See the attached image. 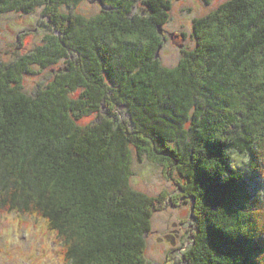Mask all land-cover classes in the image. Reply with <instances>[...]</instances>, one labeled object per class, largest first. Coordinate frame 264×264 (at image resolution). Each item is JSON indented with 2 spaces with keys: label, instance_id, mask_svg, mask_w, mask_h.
Instances as JSON below:
<instances>
[{
  "label": "trees",
  "instance_id": "1",
  "mask_svg": "<svg viewBox=\"0 0 264 264\" xmlns=\"http://www.w3.org/2000/svg\"><path fill=\"white\" fill-rule=\"evenodd\" d=\"M82 1L0 0V17L40 9L51 24L41 46L0 64V214L40 221L60 264H153V214L181 200L195 227L182 261L264 264V199L250 189L264 178V0H224L194 19L195 46L174 67L161 64L159 30L176 0H101L91 17ZM60 62L24 92L33 67ZM135 161L178 193L135 190Z\"/></svg>",
  "mask_w": 264,
  "mask_h": 264
},
{
  "label": "rangeland",
  "instance_id": "2",
  "mask_svg": "<svg viewBox=\"0 0 264 264\" xmlns=\"http://www.w3.org/2000/svg\"><path fill=\"white\" fill-rule=\"evenodd\" d=\"M224 0H214L206 4L203 0H176L173 3L170 20L164 26L163 35L167 41L159 53L162 66L174 67L181 58V49L169 40L171 33L185 34L183 41H178L183 49L192 50L195 39L192 35L193 20L207 15L216 9ZM142 8V7H140ZM96 3L82 1L77 10L80 15L91 17L99 12ZM48 24L49 19L41 10L33 14H13L0 17V59L9 61L13 57L3 55L7 46H21L26 49H34L42 45V39L46 31L41 27ZM9 26V28H7ZM52 28V27H51ZM48 29V28H46ZM20 39L18 41V36ZM22 47V48H23ZM66 67L65 63H58L47 69L33 67L34 74H28L22 78L23 90L28 95H34L38 89H43L54 79V70L58 71ZM125 118L124 113H120ZM94 116L83 117L80 125H86L94 120ZM232 163L235 169H248L246 156L232 153ZM177 180L178 175L172 174ZM131 186L140 192L150 196H156L162 191L177 194L176 185L165 178L162 169L157 165L144 161L134 163V176ZM250 189H257V193L264 199V178L255 175V182L250 183ZM180 202H182L180 200ZM178 203L172 206L167 202L165 207L153 214L152 229L146 237V259L153 264H186L182 261V254L192 243L191 233L195 227L190 218V205ZM180 230V235L173 234V238L164 239L170 230ZM52 235L44 230L43 224L34 217L17 215L14 213L0 214V264H60L57 255V246L53 242Z\"/></svg>",
  "mask_w": 264,
  "mask_h": 264
},
{
  "label": "flooded vegetation",
  "instance_id": "3",
  "mask_svg": "<svg viewBox=\"0 0 264 264\" xmlns=\"http://www.w3.org/2000/svg\"><path fill=\"white\" fill-rule=\"evenodd\" d=\"M100 8V7H99ZM100 10V9H99ZM12 15V13H6V14H4V16L3 17H7V16H11ZM7 28H9V26L7 27ZM43 30H45L46 31V34L44 35V37L48 34L47 32H48V29H46V28H48V26H47V24L46 25H44L43 27H41ZM20 36L21 35H19L18 36V41H19V39H20ZM43 37V38H44ZM169 40L171 41V42H175L179 47H180V49L182 50V45L181 44H178V41H183L184 40V38L182 37V34L181 33H171L169 36ZM167 39V36H165V41H167L166 40ZM176 40H178V41H176ZM20 45V44H19ZM23 45L21 44V46L19 47V46H15V45H13L12 47L10 46H7L6 47V49L2 52V54L3 55H6V56H11V57H13L12 59H10L9 61H6L5 59H0V64H4V65H8V64H10L11 62H13V61H15V59L17 58V55L19 54L20 56H24V55H26V54H29V53H31L33 50H32V48L31 49H26L25 47H23ZM37 47V46H36ZM35 47V48H36ZM173 234H177L178 236L180 235V230H178V229H173V230H170V232H169V234L168 235H166L165 236V238L164 239H166V240H168L170 237H172L173 238Z\"/></svg>",
  "mask_w": 264,
  "mask_h": 264
},
{
  "label": "water",
  "instance_id": "4",
  "mask_svg": "<svg viewBox=\"0 0 264 264\" xmlns=\"http://www.w3.org/2000/svg\"><path fill=\"white\" fill-rule=\"evenodd\" d=\"M95 2H98L100 5H101V3H102L101 0H93V1H92V3H95ZM159 33H160V35H163L162 29L159 30ZM159 50H160V48H159ZM159 50H158V52H157V56H158Z\"/></svg>",
  "mask_w": 264,
  "mask_h": 264
}]
</instances>
